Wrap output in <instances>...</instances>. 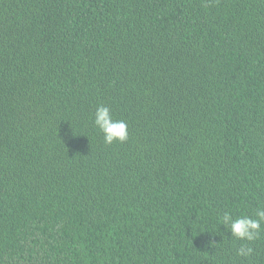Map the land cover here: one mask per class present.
Instances as JSON below:
<instances>
[{"label": "trees", "instance_id": "16d2710c", "mask_svg": "<svg viewBox=\"0 0 264 264\" xmlns=\"http://www.w3.org/2000/svg\"><path fill=\"white\" fill-rule=\"evenodd\" d=\"M258 208L264 0H0V264H264Z\"/></svg>", "mask_w": 264, "mask_h": 264}, {"label": "clouds", "instance_id": "9594fccd", "mask_svg": "<svg viewBox=\"0 0 264 264\" xmlns=\"http://www.w3.org/2000/svg\"><path fill=\"white\" fill-rule=\"evenodd\" d=\"M94 124L103 134L104 143L112 145L114 143H125L129 139L128 125L125 120L115 119L109 107L100 105L94 113ZM221 225L230 231L231 236L237 241H247L236 250L240 258H251L255 249L250 246L251 242L260 238L264 232V208L255 210L253 216L242 215L236 218L225 212L220 219ZM215 245L214 243L211 245Z\"/></svg>", "mask_w": 264, "mask_h": 264}]
</instances>
